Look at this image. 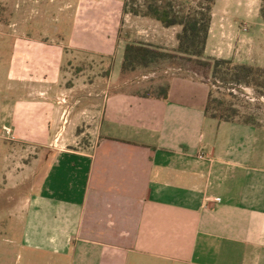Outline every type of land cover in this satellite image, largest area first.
Listing matches in <instances>:
<instances>
[{
	"label": "crops",
	"instance_id": "0c3cea01",
	"mask_svg": "<svg viewBox=\"0 0 264 264\" xmlns=\"http://www.w3.org/2000/svg\"><path fill=\"white\" fill-rule=\"evenodd\" d=\"M261 5L216 0L205 55L264 67ZM124 9L96 46H75L112 59L89 81L81 71L69 84L62 44L50 43L39 70L13 51L0 201L22 214L47 264H264V127L207 115L211 85L197 74L172 76L167 99L132 88L127 44L163 49L181 27L134 15L152 29L133 36Z\"/></svg>",
	"mask_w": 264,
	"mask_h": 264
},
{
	"label": "rangeland",
	"instance_id": "374dc122",
	"mask_svg": "<svg viewBox=\"0 0 264 264\" xmlns=\"http://www.w3.org/2000/svg\"><path fill=\"white\" fill-rule=\"evenodd\" d=\"M141 3L143 0H137L136 4L133 0H0V105L6 98L11 100L16 96V92L10 88L13 81L9 66L17 46L20 51H24L21 54L25 53L31 56V60L34 59L35 70H39L44 65V57L49 54L50 43L62 44L64 64L73 62L69 84L81 71H85V78L89 81L91 75H96L94 72L89 74V68L96 65L100 70L98 72L106 74L112 59L97 54L94 55L96 60L85 58L83 55L86 53L77 51L75 46L86 42L94 44L95 41L96 46L99 39L106 38L104 32L109 30L111 19L124 4L125 13H131L130 34L142 37L144 34L139 33L142 26L148 30L152 28L136 22L135 14L130 12L133 5ZM190 3L193 7L197 6V1ZM176 37L175 32H172L164 35L163 40V49L174 56L124 75L126 80L131 79L132 88L144 93L166 86L174 75L197 74L210 83L213 98L232 105L236 111L234 119L263 128L264 87L256 88L244 82L223 80L221 73H214L213 61L210 66H203L177 53V45L174 46ZM220 69L223 67L220 66ZM12 208L0 201V264H47L46 252L27 242L22 214H15Z\"/></svg>",
	"mask_w": 264,
	"mask_h": 264
},
{
	"label": "trees",
	"instance_id": "16d2710c",
	"mask_svg": "<svg viewBox=\"0 0 264 264\" xmlns=\"http://www.w3.org/2000/svg\"><path fill=\"white\" fill-rule=\"evenodd\" d=\"M136 1L133 0L134 4ZM192 1H197L196 7L190 5ZM215 2L216 0H143V3L133 5L130 12L157 20L167 28L180 26L181 31L177 34L178 44L175 51L203 66H210L213 61L214 73H221L223 80L244 82L256 88L264 87V67L239 64L231 59H218L205 55ZM125 4L127 5V1ZM260 14L264 20V0H262ZM172 56L174 55L157 46L141 41L129 42L125 49L122 74H128L138 68H148ZM220 66L223 69H220ZM169 88L167 83L166 86H160L156 90H148L142 94L145 97L167 99ZM205 112L211 117L226 121L235 120L234 115H236L232 105H228L224 100L213 98L212 90Z\"/></svg>",
	"mask_w": 264,
	"mask_h": 264
},
{
	"label": "built area",
	"instance_id": "2783aa9c",
	"mask_svg": "<svg viewBox=\"0 0 264 264\" xmlns=\"http://www.w3.org/2000/svg\"><path fill=\"white\" fill-rule=\"evenodd\" d=\"M6 131H7V133H10V130H9V129H7V128H6ZM199 156H200L201 158H203V157H204V154H203V153H201Z\"/></svg>",
	"mask_w": 264,
	"mask_h": 264
}]
</instances>
